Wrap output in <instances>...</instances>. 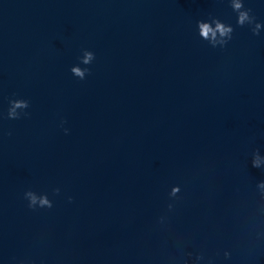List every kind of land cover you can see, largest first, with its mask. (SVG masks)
I'll return each instance as SVG.
<instances>
[{
  "label": "water",
  "instance_id": "1",
  "mask_svg": "<svg viewBox=\"0 0 264 264\" xmlns=\"http://www.w3.org/2000/svg\"><path fill=\"white\" fill-rule=\"evenodd\" d=\"M244 6L258 36L228 0H0V114L29 102L0 119V264H173L177 242L264 264V0ZM209 15L234 28L222 50L198 37Z\"/></svg>",
  "mask_w": 264,
  "mask_h": 264
},
{
  "label": "clouds",
  "instance_id": "2",
  "mask_svg": "<svg viewBox=\"0 0 264 264\" xmlns=\"http://www.w3.org/2000/svg\"><path fill=\"white\" fill-rule=\"evenodd\" d=\"M229 7L232 12L236 15V26L245 27L248 26L253 36H258L262 29V24L256 22V17L252 14V9L245 8L244 0H228ZM196 27L198 30V37L200 40L207 42L208 46L215 49L219 47L221 50L226 47V45L232 40L234 28L229 25L221 22L219 19L209 15L207 21H196ZM95 59V55L91 51L84 50L82 56L78 57L79 64L89 65ZM72 76L79 80H84L86 75H90V70L85 67L81 68L79 66H73L70 69ZM9 107L7 109L6 116L0 114V119L8 120H19L22 116L27 118L29 113L24 110L29 107V102L23 99H10L8 101ZM66 121L61 120V126ZM65 135L68 134V130L64 129ZM8 135H11L9 132ZM264 159L259 154V150H253L251 153V167L260 169L264 171ZM256 189L259 195L260 201V210L264 213V181L258 182ZM180 187L174 186L171 188L168 193L169 200H179ZM60 194L59 188H54L52 190V195L57 196ZM23 198L28 202L27 207L29 210L35 211L37 209H51L53 204L49 200L46 194L37 195L35 192L28 190L23 194ZM68 202H72V198L68 197ZM174 209V204L169 203L167 205V211L172 212ZM157 223L161 226H167V217L161 216L158 218ZM262 234L257 233V238ZM177 251L179 253L178 257H172L171 260L173 264H177L178 261L183 262V264H214V259L211 257L206 258L203 252L197 254L193 259V254L191 252L184 251V245L182 242H177L176 245ZM219 255V253H217ZM223 257L225 260L230 259V253L228 251L223 252Z\"/></svg>",
  "mask_w": 264,
  "mask_h": 264
}]
</instances>
